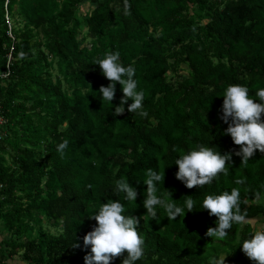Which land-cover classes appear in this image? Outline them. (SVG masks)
Masks as SVG:
<instances>
[{
	"label": "trees",
	"instance_id": "trees-1",
	"mask_svg": "<svg viewBox=\"0 0 264 264\" xmlns=\"http://www.w3.org/2000/svg\"><path fill=\"white\" fill-rule=\"evenodd\" d=\"M86 2L92 8L80 17ZM0 3V73L8 69L0 78L6 121L0 223L8 233L0 264L17 254L25 264H85L90 246L85 248L83 237L96 225L90 217L108 199L120 200L125 216L139 218L144 256L135 264H209L220 256L225 264H253L240 248L252 225L233 224L224 240L207 237L217 218L202 202L239 188L242 211L251 221L264 218V154L257 150L242 163L234 154L239 146L223 134L227 124L219 119L229 85L248 87L259 102L264 0H129L127 17L123 0H9L14 40ZM21 50L26 59H17ZM117 51L124 66L136 69L147 118L127 112L128 105L123 115H112L123 96L119 83L111 104L101 98L99 88L109 81L94 61ZM64 139L69 145L61 156L57 145ZM198 145L232 152V161L228 175L188 189L175 178V160ZM150 168L165 172L157 195L170 191L167 198L182 207L184 196H191L192 212L184 207L185 216L169 220L157 206V219L147 215L143 181ZM121 178L137 189L136 201L115 192ZM240 178L246 183L237 185ZM45 222L56 232L44 229Z\"/></svg>",
	"mask_w": 264,
	"mask_h": 264
},
{
	"label": "clouds",
	"instance_id": "clouds-1",
	"mask_svg": "<svg viewBox=\"0 0 264 264\" xmlns=\"http://www.w3.org/2000/svg\"><path fill=\"white\" fill-rule=\"evenodd\" d=\"M123 15H131L129 0H123ZM28 56L23 50L18 53L17 59L23 60ZM98 65L102 75L109 81L107 86L101 85L99 93L102 100L111 102L115 98L116 85L122 88L123 96L118 106H115L113 116H121L127 112L135 113L141 118H147L148 112L144 110L143 101L145 92L138 91V82L134 79L136 69L133 65L124 66L120 62V53L108 52L103 58L94 61ZM259 102L249 96V89L244 85L233 84L227 86L223 93V103L220 109L219 119L227 124L224 135L230 136L234 145L239 146V151L234 154L241 157L242 163H247L259 150L264 154V88L256 92ZM129 99L132 100L128 104ZM69 141L64 139L57 145V152L63 156L68 148ZM173 151H176L173 148ZM232 152L221 154L213 147L198 145L197 148L182 154L175 160L178 171L175 178L181 181L185 187L202 188L211 184L220 174L228 175L227 164L232 161ZM146 179L143 183L147 186L146 197L143 206L147 215L153 220L157 219L156 208H162L169 220H176L179 216H185L184 207L192 212L195 202L191 196H184L185 205L177 206L171 198L172 193L167 191V197L158 196V184L165 179V172L161 175L153 169L146 170ZM139 183V182H137ZM237 185L246 183L245 179H236ZM116 193H124L125 201H136L138 191L130 185L126 178L116 181ZM259 198V193L256 194ZM203 210L209 216L217 218L215 227H208L205 236L224 240L233 224H251L246 209L242 211L240 189L232 188L231 191H223L218 195H206L202 202ZM125 206L120 200L108 199L102 203L98 213L90 217L96 221V225L83 237L85 248L90 246V253L84 256L85 264H112V261L127 253L122 264H135L144 256V238L141 236L138 225L139 218L125 216ZM79 247V245H75ZM245 256L255 262L264 264V228L254 229L250 238L243 240L240 247ZM225 258L212 257L209 264H225Z\"/></svg>",
	"mask_w": 264,
	"mask_h": 264
},
{
	"label": "rangeland",
	"instance_id": "rangeland-1",
	"mask_svg": "<svg viewBox=\"0 0 264 264\" xmlns=\"http://www.w3.org/2000/svg\"><path fill=\"white\" fill-rule=\"evenodd\" d=\"M1 4V3H0ZM92 6L86 2L84 4H82L80 7H79V15L80 17H82L84 14H87L90 10H91ZM0 13H1V7H0ZM81 34L85 32L84 30V27L83 25L81 26ZM80 37V36H79ZM89 45V42H86L85 43V46H88ZM52 73L54 74L55 73V70L52 71ZM184 74V73H183ZM259 203H263L264 204V194L260 197L259 199ZM1 223H0V240L3 241L2 243L5 244V242H8L7 239H8V233L6 231H4L2 228H1ZM253 229H259V228H264V218L262 219H257L255 221H252L251 223ZM43 228L48 230L49 232H52V233H55L56 230H54L53 228H51L49 226V224H47L45 222V224L43 225ZM221 257H224V256H220ZM16 261H20L21 259V256L20 254H18L16 257H14ZM12 260V259H10ZM253 264H255V262H253Z\"/></svg>",
	"mask_w": 264,
	"mask_h": 264
},
{
	"label": "built area",
	"instance_id": "built-area-1",
	"mask_svg": "<svg viewBox=\"0 0 264 264\" xmlns=\"http://www.w3.org/2000/svg\"><path fill=\"white\" fill-rule=\"evenodd\" d=\"M8 4H9V0H4V3H3L4 20L8 28L7 36L10 39L14 40V35L12 33V22H11L9 11H8ZM8 59H10V56H8ZM7 75H8V69L6 73H0V78H5L7 77ZM5 123H6L5 119L1 115V104H0V139L5 136V131L3 129L5 126Z\"/></svg>",
	"mask_w": 264,
	"mask_h": 264
},
{
	"label": "crops",
	"instance_id": "crops-1",
	"mask_svg": "<svg viewBox=\"0 0 264 264\" xmlns=\"http://www.w3.org/2000/svg\"><path fill=\"white\" fill-rule=\"evenodd\" d=\"M3 241L0 240V250H5L7 249V246L5 244L2 243ZM18 255V254H17ZM17 255H14L11 259L12 260H8L6 263L7 264H25V261H22L20 259V261H16L14 257H16Z\"/></svg>",
	"mask_w": 264,
	"mask_h": 264
}]
</instances>
